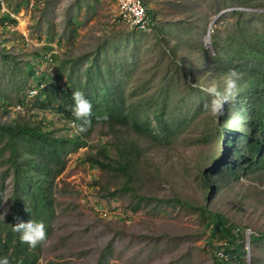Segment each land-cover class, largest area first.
<instances>
[{"label":"rangeland","instance_id":"1","mask_svg":"<svg viewBox=\"0 0 264 264\" xmlns=\"http://www.w3.org/2000/svg\"><path fill=\"white\" fill-rule=\"evenodd\" d=\"M2 1L5 11L0 8V15L9 13L17 21L13 30L23 37H12L13 40L7 43L9 52L22 55L24 60H32L34 53L46 45L52 47L49 54L60 58L91 55L99 43L132 35L129 39H135L139 45L138 62L131 70L126 89L130 93L135 87L139 88L130 102L147 98L152 101L151 109L158 106L163 97L165 99L167 93L163 92L162 85L170 87L171 105L178 102L175 96L179 94L183 102L187 100L190 91L184 90L186 83L194 88L199 86L200 90L213 84L222 89L223 76L211 78L210 73H202L203 65L193 63L196 32H201L205 48L211 49L210 38L214 31L221 37L235 31L237 19L229 15L232 10L264 13V8L240 5L212 14V0H147L148 9L154 12L156 28L144 35L135 34V30L118 21L114 0H40L37 8H29L25 0L26 7L17 14L13 13V8L24 0ZM222 14L229 16L223 19L220 18ZM73 17L79 24L76 35L70 38L72 25L68 24V19ZM253 27L261 28V23H253ZM164 28L167 32H162ZM3 37L11 38L8 33L2 35L0 28V40ZM116 43L120 46V42ZM121 53L129 54L128 51ZM172 53H175V59ZM49 54H40L45 62L37 60L42 70L53 75L55 69L50 66ZM173 60L178 66L183 60L188 71L193 63V68L198 70L196 83L191 84L183 75L187 70L183 66L181 74H174L176 67L170 64ZM0 77H3L1 71ZM171 77L173 85L169 84ZM24 81L27 83L25 93H29L33 80L26 76ZM4 82H0V93L7 94L8 80L5 77ZM17 95L20 98L21 94ZM9 99L11 105L0 103V123H10L15 118L18 122L36 123L44 118L55 135H69L70 132H65L67 124L58 115L48 112L36 115L29 106L22 107L17 103L14 92L9 93ZM234 105L237 104L229 103L225 107V115H232ZM179 107L174 108L182 111ZM185 120L182 128L166 140L139 138L128 127L119 131L120 140H136L142 150L132 178L133 193L123 191V177L118 173L91 168L81 160L88 147L68 153L65 169L56 180L53 231L43 244L39 264H96L101 251L109 243L111 254L106 264H216L219 251L216 240L211 241L209 232L204 230L199 213L174 201L159 203V199H180L226 215L230 223L244 228L246 255L239 264H264V244H259L253 258L249 243V235L264 232V174L244 176L235 181L228 175L216 173L206 180L205 175L220 157H224L223 150L226 151L224 146L220 149L221 141L218 144L213 135L218 116H213L205 108L199 116H189ZM232 124L228 119L224 127H232ZM230 130L247 134L248 128L245 125ZM118 141L114 133L101 127H96L86 138L92 147L103 142L115 146ZM241 144L238 142L230 147L238 149ZM110 157L116 159L112 150ZM214 157L216 161L211 163ZM4 159L0 157V164ZM204 178L209 188L204 186ZM134 193L148 198L137 211L132 209ZM5 195L2 219L8 215L9 187ZM163 211L164 215L161 214Z\"/></svg>","mask_w":264,"mask_h":264},{"label":"trees","instance_id":"2","mask_svg":"<svg viewBox=\"0 0 264 264\" xmlns=\"http://www.w3.org/2000/svg\"><path fill=\"white\" fill-rule=\"evenodd\" d=\"M39 2L40 0H37L33 8H37ZM27 3L24 0L15 4L13 13H19ZM7 5L9 6L8 2ZM240 5L244 8H264V1L212 0V14ZM147 13L155 22L154 12L148 7ZM229 15L237 19L235 31L224 37L214 31L210 38L211 49L203 45L201 32L197 31L194 39L197 47L195 46V52L193 51L196 55L193 63L203 65L202 73H210L214 79H220L231 69L244 74L239 82L238 93L230 102L237 104L234 105L232 115H225V111L223 115L218 116L217 128L213 135L218 139V144L221 141L220 149L224 146L226 151L223 150L224 157H220L210 173L205 175L206 180L216 173L228 175L235 181L244 176L264 174V13L232 10ZM229 15L222 14L219 17L225 19ZM257 22L261 23V28L253 27V23ZM16 24L17 21L9 13L0 15L2 35L8 33L11 37H3L0 40V71L3 76L0 77V82L5 83L4 77L8 80L6 83L8 92L0 93V103L11 105L9 93L14 92L20 106H29L36 115L39 112L44 115L47 112L58 115L67 124L65 132H70L69 135L64 133L55 135L54 131L49 129L51 125L46 124L44 118L36 123L18 122L16 118L10 123H0V157L5 158L0 164V258L7 257L10 264L21 262L39 264L43 244L33 249L21 243L20 234L14 232L12 226L17 223V217L24 222L29 220L42 222L49 239L55 218L56 180L65 169L68 153L76 152L81 147H88L81 160L87 162L91 168L109 169L118 173L123 177V191L133 193L132 178L139 165L142 150L136 140H120L119 131L128 127L139 138L169 139L182 128L186 118L202 114L206 101L212 98L207 92L200 90L199 86L194 88L186 83L184 90L190 93L186 96L185 102L179 94L175 96L178 102L171 105L169 85L161 86L163 92L167 94H164L165 99L163 97L160 104L153 109L150 107L152 101L147 98H138L130 102L139 89L135 87L130 93L126 89L131 70L138 62L139 45L135 39H129L132 35L99 43L91 55L60 58L53 53L49 54L52 47L46 45L34 53L32 60H24L22 55L10 53L7 46L13 38H23L13 30ZM68 24L72 25L71 38V35H76L79 21L74 17L69 18ZM136 32L135 34H149ZM162 32H167L166 28ZM161 39L163 41L162 37ZM116 42H120V46ZM121 51L124 53L128 51L129 54L125 55ZM40 54L50 55V66L55 69L53 75L38 65L39 60L45 62ZM172 54L175 59V53ZM183 62L181 60V66L187 69L183 75L189 78L191 84L196 83L197 68H193L192 63L188 71ZM170 64L176 67L174 74H181L183 68L176 64V60ZM26 76L33 80L34 85L30 88L36 92L34 95L25 93ZM61 81H64L63 84ZM169 82L173 85V77L169 78ZM76 90L84 92L93 105L89 118L91 124L85 131H80L82 121L75 118L70 107L73 104L72 93ZM17 93L21 94L20 98ZM176 105L180 106L182 111L175 109ZM225 107H228V104ZM105 114L108 116L107 121L97 120L98 116L102 117ZM228 119L233 122L232 127H224ZM245 125L248 128L247 134L244 132L238 134L230 130ZM96 127L106 128L108 133H114L119 140L117 145L103 142L94 147L90 146L86 138ZM238 142L242 143L240 148L230 147ZM111 150L115 152L116 159L110 157ZM238 157L240 158L237 161L233 160ZM214 161L216 158L211 163ZM206 180L204 186L208 187ZM7 187H9L8 215L2 219V205ZM133 199L135 200L133 211L139 210L142 202L148 201L146 196L135 193ZM173 201L183 208L193 209L199 213L204 230L209 232L211 241L216 240L217 250H223L226 255V260L216 259V264L243 262L246 255L244 228L230 223L226 215L210 211L206 207L194 206L180 199L157 200L159 203ZM161 214L164 215L165 212ZM249 243L254 258L259 244H264V232L249 235ZM110 254L109 243L101 251L96 264H106Z\"/></svg>","mask_w":264,"mask_h":264},{"label":"clouds","instance_id":"3","mask_svg":"<svg viewBox=\"0 0 264 264\" xmlns=\"http://www.w3.org/2000/svg\"><path fill=\"white\" fill-rule=\"evenodd\" d=\"M243 73L236 69L229 70L223 76V88H218L215 84L210 87L202 88V91L207 92L212 99L205 108L210 111L213 116H221L224 114L225 105L232 102L239 89V82L243 79ZM73 104L70 106L71 111L77 120L82 121L80 131L87 130L90 126L93 105L89 101L84 92L76 90L72 93ZM97 120H108L107 114L102 117H97ZM14 232L19 233L21 243L28 245L30 248H36L38 245L45 244L48 240L45 225L42 222L29 220L24 222L17 217V223L12 226ZM223 256V253H218ZM226 259V257H225ZM0 264H10L7 257L0 258ZM22 264V262H21Z\"/></svg>","mask_w":264,"mask_h":264},{"label":"built area","instance_id":"4","mask_svg":"<svg viewBox=\"0 0 264 264\" xmlns=\"http://www.w3.org/2000/svg\"><path fill=\"white\" fill-rule=\"evenodd\" d=\"M37 0H28L29 8H33ZM117 10L118 21L131 30L138 32L150 33L154 30L155 22L147 13L146 0H114ZM0 8L5 11V5L0 0ZM34 90L29 91L30 95H34ZM223 253V256L218 255ZM223 250L217 252L219 260H226Z\"/></svg>","mask_w":264,"mask_h":264}]
</instances>
